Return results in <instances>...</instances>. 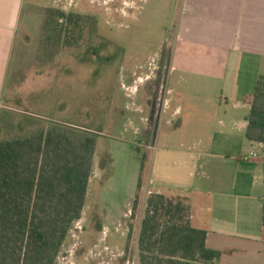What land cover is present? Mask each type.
<instances>
[{
	"label": "rangeland",
	"instance_id": "374dc122",
	"mask_svg": "<svg viewBox=\"0 0 264 264\" xmlns=\"http://www.w3.org/2000/svg\"><path fill=\"white\" fill-rule=\"evenodd\" d=\"M181 5L182 0H16L14 39L0 64V142L53 127L96 139L81 219L54 264H140L141 222L155 194L148 193L147 180L160 177L175 187L184 179L181 160H170L163 171L154 162L156 150H181L190 129L187 121L182 126L189 99L182 100L175 75L166 81ZM57 11L81 12L79 45L64 47L52 39ZM178 105L182 115L165 124ZM191 264L215 263L199 258Z\"/></svg>",
	"mask_w": 264,
	"mask_h": 264
},
{
	"label": "crops",
	"instance_id": "0c3cea01",
	"mask_svg": "<svg viewBox=\"0 0 264 264\" xmlns=\"http://www.w3.org/2000/svg\"><path fill=\"white\" fill-rule=\"evenodd\" d=\"M15 3L0 0V64L14 39ZM178 19L166 81L175 75L189 99L182 126L190 129L183 151L156 150L154 162L163 171L181 160L184 179L175 187L148 179V193L186 200L192 227L220 254L215 264H264V144L245 139L247 99L264 77V0H182ZM183 110L172 107L162 121L171 125Z\"/></svg>",
	"mask_w": 264,
	"mask_h": 264
},
{
	"label": "trees",
	"instance_id": "16d2710c",
	"mask_svg": "<svg viewBox=\"0 0 264 264\" xmlns=\"http://www.w3.org/2000/svg\"><path fill=\"white\" fill-rule=\"evenodd\" d=\"M68 19L65 28L56 25L52 39L77 46L82 26ZM247 101L245 139L264 144V77ZM95 147V137L61 127L0 142V264H54L81 219ZM140 161L142 172L144 154ZM205 239V231L192 227L185 199L160 194L147 199L138 237L140 264H191L199 258L216 263L220 254L207 249Z\"/></svg>",
	"mask_w": 264,
	"mask_h": 264
},
{
	"label": "flooded vegetation",
	"instance_id": "af4514ba",
	"mask_svg": "<svg viewBox=\"0 0 264 264\" xmlns=\"http://www.w3.org/2000/svg\"><path fill=\"white\" fill-rule=\"evenodd\" d=\"M56 15L57 17H60L59 19V26H61L62 28H65L66 26H68V18L69 17H73L74 18V22L77 23V26H81V22L83 21V19L81 18L82 14L81 12H72L70 14H66L64 12H61V11H57L56 12ZM62 46L65 47V45L63 43H61ZM75 47V46H73ZM94 53H92L93 55ZM94 56V55H93ZM102 62V61H101ZM111 77H112V74L110 73Z\"/></svg>",
	"mask_w": 264,
	"mask_h": 264
},
{
	"label": "built area",
	"instance_id": "2783aa9c",
	"mask_svg": "<svg viewBox=\"0 0 264 264\" xmlns=\"http://www.w3.org/2000/svg\"><path fill=\"white\" fill-rule=\"evenodd\" d=\"M250 156H252V157H256V156H257V154H256V153H254V152H250Z\"/></svg>",
	"mask_w": 264,
	"mask_h": 264
}]
</instances>
